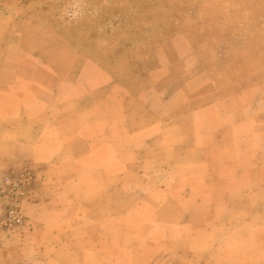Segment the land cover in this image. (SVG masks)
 I'll return each mask as SVG.
<instances>
[{
	"label": "crops",
	"instance_id": "crops-1",
	"mask_svg": "<svg viewBox=\"0 0 264 264\" xmlns=\"http://www.w3.org/2000/svg\"><path fill=\"white\" fill-rule=\"evenodd\" d=\"M192 38L112 69L29 46L6 64L8 162L39 174L34 263L264 264V75L229 89Z\"/></svg>",
	"mask_w": 264,
	"mask_h": 264
},
{
	"label": "rangeland",
	"instance_id": "rangeland-1",
	"mask_svg": "<svg viewBox=\"0 0 264 264\" xmlns=\"http://www.w3.org/2000/svg\"><path fill=\"white\" fill-rule=\"evenodd\" d=\"M72 8L79 10L76 19L65 15ZM179 30L201 45L204 58L216 65L229 89L264 75V0H0V99L7 95L1 85L9 79L4 68L23 62L24 46L41 52L53 65L66 64L73 56L95 59L112 69L138 45H154ZM10 141L0 132V264H39L32 260L36 246L28 252L21 243L25 237H40L29 231L33 215L39 218L38 209L32 208L40 201L38 169L11 165ZM16 153L22 156L23 150ZM24 169L34 174L20 202L25 221L4 227L1 219L11 204L1 194L4 181ZM48 250L54 251L53 245Z\"/></svg>",
	"mask_w": 264,
	"mask_h": 264
},
{
	"label": "built area",
	"instance_id": "built-area-1",
	"mask_svg": "<svg viewBox=\"0 0 264 264\" xmlns=\"http://www.w3.org/2000/svg\"><path fill=\"white\" fill-rule=\"evenodd\" d=\"M34 178L31 169H24L15 175L7 177L3 184L2 195L11 201L9 208L1 219V225L12 228L24 223L20 202L26 195Z\"/></svg>",
	"mask_w": 264,
	"mask_h": 264
},
{
	"label": "clouds",
	"instance_id": "clouds-1",
	"mask_svg": "<svg viewBox=\"0 0 264 264\" xmlns=\"http://www.w3.org/2000/svg\"><path fill=\"white\" fill-rule=\"evenodd\" d=\"M65 15H67L70 19H76L80 15L79 10L77 8H72L66 11Z\"/></svg>",
	"mask_w": 264,
	"mask_h": 264
}]
</instances>
